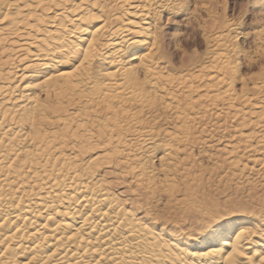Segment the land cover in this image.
Listing matches in <instances>:
<instances>
[{
  "label": "bare ground",
  "instance_id": "1",
  "mask_svg": "<svg viewBox=\"0 0 264 264\" xmlns=\"http://www.w3.org/2000/svg\"><path fill=\"white\" fill-rule=\"evenodd\" d=\"M161 6L0 0V264H264V191L240 196L236 217L221 221L190 194L176 197L173 178L151 174L138 155L157 144L160 114L172 108L176 118L164 156L206 103L235 119L245 149L260 145L252 164L264 168V83L238 93L224 53L194 81L166 72ZM158 190L165 202L155 203Z\"/></svg>",
  "mask_w": 264,
  "mask_h": 264
},
{
  "label": "rangeland",
  "instance_id": "2",
  "mask_svg": "<svg viewBox=\"0 0 264 264\" xmlns=\"http://www.w3.org/2000/svg\"><path fill=\"white\" fill-rule=\"evenodd\" d=\"M160 1L163 6L156 9L159 12L155 11V25L163 46L157 61L166 72L173 76L187 75V79L191 77L194 81L197 73L202 72L198 70H202L200 67L210 65L215 56L224 53L223 56H231H227V61L234 72L228 74L238 93L249 94L251 84L264 83V0ZM174 89L183 103L182 89ZM199 90L202 92L203 88ZM199 92H194L195 98ZM161 93L167 95L166 90ZM256 96L264 100V91ZM165 100L168 99L165 97ZM204 104L195 106L191 113V133L178 140L177 149L162 156L164 130H175L176 124L174 111L169 108L158 118L157 144H144L138 155L151 174L173 178L176 197L188 200L190 194L198 208L217 211L216 217L220 216L223 221L226 216L236 217L233 205H237L239 198L249 200V192L253 189H258L260 194L264 191L261 186L264 168L252 164L261 155L260 145L251 151L245 149L237 138L239 127L235 119L227 115V110ZM261 140L264 141V135ZM233 145L236 149L230 154L228 150ZM231 155L246 166L239 177L234 166L229 164ZM154 194L155 203L167 199L159 190ZM226 211L231 214L227 215Z\"/></svg>",
  "mask_w": 264,
  "mask_h": 264
}]
</instances>
